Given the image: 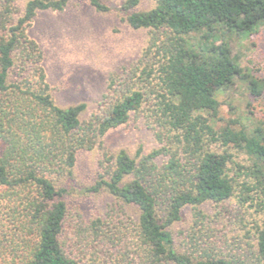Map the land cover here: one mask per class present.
<instances>
[{
    "label": "trees",
    "instance_id": "1",
    "mask_svg": "<svg viewBox=\"0 0 264 264\" xmlns=\"http://www.w3.org/2000/svg\"><path fill=\"white\" fill-rule=\"evenodd\" d=\"M20 1L0 0V264H264V122L230 103L221 118L218 99L236 84L264 93V79L219 38L255 32L264 0H154L143 11L139 0H123L122 19L147 29V43L109 75L83 119L84 102L53 100L42 50L26 33L38 12L71 0ZM87 1L96 12L112 8ZM131 114L145 118L157 146L108 152L104 136ZM94 149L98 171L85 191L107 192L135 219L85 220L68 207L76 155ZM186 207L191 223L179 249L171 227ZM232 230L242 235L228 237Z\"/></svg>",
    "mask_w": 264,
    "mask_h": 264
},
{
    "label": "rangeland",
    "instance_id": "2",
    "mask_svg": "<svg viewBox=\"0 0 264 264\" xmlns=\"http://www.w3.org/2000/svg\"><path fill=\"white\" fill-rule=\"evenodd\" d=\"M111 10L96 12L87 0H71L62 11L38 12L26 33L42 50L40 62L55 103L59 106L86 104L80 118L96 109L110 74H119L122 66L135 62L148 40L147 29H134L123 18L118 7L123 0H103ZM24 0L17 3L21 7ZM154 0H139L136 10L150 9ZM220 40L228 43L230 55L258 78L264 79V24L255 32L244 35L225 31ZM221 102L219 117L228 118V103L237 111L264 122V93L254 97L243 85L218 95ZM248 103V104H247ZM251 112V113H250ZM221 122H218V124ZM110 153L125 149L131 156L138 148L147 152L157 146L153 131L145 118L131 114L128 122L110 130L103 138ZM3 142L0 140V153ZM100 150L79 151L73 168V178L67 182L66 202L70 209H78L85 220L115 215L117 220L130 221L137 211L123 207L105 191L90 193L85 186L92 184L98 171ZM203 209L210 212L209 204ZM191 209L184 208L181 220L171 227L175 247L181 248L191 223ZM231 228V226H229ZM229 227L227 229H229ZM232 230L227 236L240 234Z\"/></svg>",
    "mask_w": 264,
    "mask_h": 264
}]
</instances>
